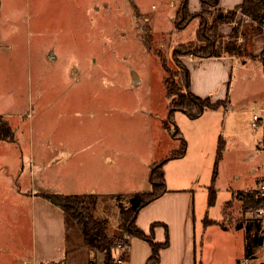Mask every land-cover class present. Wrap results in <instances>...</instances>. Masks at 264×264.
Segmentation results:
<instances>
[{
	"label": "rangeland",
	"instance_id": "374dc122",
	"mask_svg": "<svg viewBox=\"0 0 264 264\" xmlns=\"http://www.w3.org/2000/svg\"><path fill=\"white\" fill-rule=\"evenodd\" d=\"M178 8V0H0V124L14 135L7 139L6 128L0 134V264H33L36 235L47 234H35L33 196L48 200L44 193L81 194L86 187L95 194L111 184L114 191L99 195L110 217L100 219L109 236L124 237L120 208L113 213L111 202H129L118 190H151V164L183 143L185 154L163 164L167 188L195 192L200 229L227 208L232 228H243L247 216L257 220L262 240L255 259L264 260V216L244 209L237 193L254 174L264 175V60L255 69H234L226 82V99L249 110L222 107L191 118L178 109L182 138L175 136L164 127L171 108L164 64L183 87L173 51L197 44L195 20L176 25ZM254 26L252 18L238 26L247 37L237 41L248 49L240 59L255 57ZM67 235L68 264L103 259L69 216Z\"/></svg>",
	"mask_w": 264,
	"mask_h": 264
},
{
	"label": "crops",
	"instance_id": "0c3cea01",
	"mask_svg": "<svg viewBox=\"0 0 264 264\" xmlns=\"http://www.w3.org/2000/svg\"><path fill=\"white\" fill-rule=\"evenodd\" d=\"M243 1L220 0L219 7L226 11L236 8ZM181 2L182 0H178L179 7ZM172 4L174 6L176 5L175 2H172ZM189 8L193 13L200 12L202 10L201 0H189ZM242 14L240 12L233 23L221 25L220 35L228 39L232 38L234 28L243 23ZM194 20L198 30L200 20L195 18L190 23ZM242 37L244 38L245 34L239 32L237 39L241 40ZM250 40L253 42V53L255 54V57L250 60L240 59L238 56L186 57L184 62L190 72V88L192 92L201 97H207L213 94L211 97L214 102L225 99L226 106L224 108L229 112L235 113L249 110V108L246 110L244 107L240 108L236 106L233 98H230V101L226 99L225 87L227 79L230 74L233 75L234 69L248 70L251 66L255 69L259 65H262L263 60H258L257 58L261 56L264 50V33H253ZM262 109L264 110V107ZM238 120L239 118L236 119V121ZM256 172L257 168L254 167L253 173ZM263 176L262 174H254L247 188L244 191H237L243 207L245 203L243 194L248 191V186L254 185ZM236 178H240L238 173L236 174ZM98 187L99 184L97 185ZM84 188L86 190H83L84 192L81 195L94 194L88 192L92 190H88L86 187ZM107 188L114 191L112 190L111 184L104 183L99 188L101 190H96L95 192V195L98 197L95 216L99 218L109 216V211L103 207L105 206L104 203L99 200V195L104 194L103 189ZM118 191H120L117 192L119 193L118 195L126 197V199H129V197L137 192H142L129 189H119ZM106 192L107 194L112 193L109 191ZM65 194L74 193L65 192ZM111 198L113 199L115 196ZM33 202L35 205V234L38 231L41 234L47 232L46 237L44 236L42 239L40 235H36V249L33 254V264H68L69 261L66 260L67 254L65 253L68 244L67 214L60 207L41 197L33 196ZM111 203L114 206L113 213L117 212L118 208H120L119 203L118 205L115 201ZM228 203H225L226 206L228 207L229 205L231 207L232 203ZM37 209L39 219L36 217ZM229 209L223 210L219 217H207L200 229L197 216V203H195V192L191 188H173L172 190L168 189L155 200L141 208L137 216V224L149 233L154 222H161L162 224L155 227V240L158 242H164L166 240L165 225H167L170 242L167 247L161 250V259L158 264H241V259L246 257L247 229H245L246 235L244 239L240 232L244 227L246 228V225L249 224L251 219L248 216L246 217L244 226H242L243 228H232L230 224H227V222L230 223L234 220L233 218L228 219ZM225 215L227 219H225ZM238 233L240 234V237H238L239 240L237 239ZM128 239V248L124 253L121 264H147V260L152 253L150 243L136 236H131ZM237 241L240 247L239 250L236 249ZM258 253L259 246L254 250V257L250 258L251 263H264V260L255 259L258 257ZM90 254H92L91 251ZM92 262L90 260L89 264Z\"/></svg>",
	"mask_w": 264,
	"mask_h": 264
},
{
	"label": "trees",
	"instance_id": "16d2710c",
	"mask_svg": "<svg viewBox=\"0 0 264 264\" xmlns=\"http://www.w3.org/2000/svg\"><path fill=\"white\" fill-rule=\"evenodd\" d=\"M202 10L193 13L189 8V0H182L179 9L175 15V22L178 27L185 28L191 20L198 18L200 20L199 28L196 32L197 44L187 47L179 44L174 48L173 56L177 63L183 68L184 78L183 87L179 86L169 75L171 70L165 65L167 75L165 84L167 86L168 96L171 98V108L168 119L164 122L167 128L175 136H181L182 133L174 120L175 111L183 110L189 117L197 118L205 111L211 109H220L226 106V101H213L211 96L201 97L194 94L190 88V72L186 64L181 60V56L201 57H221V56H244L247 55L248 49L246 43L237 41L240 28H234L232 38H225L220 35V26L227 23H233L236 20L237 12L240 10L243 14L250 16L257 26L253 27L255 33H264V0H244L234 9L224 10L219 7L220 0H201ZM245 37L246 36V33ZM261 59L264 60V50L261 53ZM171 123L175 124L173 128ZM9 132L7 139H14L11 134V126L0 124V134L4 135V130ZM185 142V140H184ZM183 149L173 150L170 155L161 162H155L151 166L149 180L151 190L137 192L129 197L127 206L120 205L121 217L123 220L122 227L125 232L124 237H111L106 233L107 223L105 220L95 216L94 210L97 203L95 194H63V193H44L43 195L51 203L60 207L67 217H72L78 224L85 244L95 253L103 254L101 261H93L91 264H118L114 258L113 250L118 242L129 243V237L136 236L148 241L152 247V253L147 260V264H158L161 259V250L169 245V231L166 227V240L158 242L155 240V227L162 224L154 222L149 233L144 231L137 224V216L141 208L155 200L161 194L166 192L167 183L163 172V164L169 159L180 157L185 154L186 143H183ZM225 148V141L220 143V152ZM215 189H212L210 202H215ZM245 200L244 209L258 211L264 208V198L260 197L256 190L247 191L243 194ZM251 221L246 225L247 244L246 257L253 258L254 250L259 246L262 238L260 227L257 220L250 217ZM246 220V219H245Z\"/></svg>",
	"mask_w": 264,
	"mask_h": 264
},
{
	"label": "built area",
	"instance_id": "2783aa9c",
	"mask_svg": "<svg viewBox=\"0 0 264 264\" xmlns=\"http://www.w3.org/2000/svg\"><path fill=\"white\" fill-rule=\"evenodd\" d=\"M242 15H243V20L249 19V18L251 19V17L246 15V14H242ZM146 19H147V17H146ZM254 119L256 121H258L260 118L256 114L254 116ZM262 148H264V144L262 145ZM247 190L248 191L256 190L258 195L260 197L264 198V176L259 178L254 185H249ZM258 214L261 216H264V208L258 210ZM127 246H128L127 244H124L122 242H118L116 247L114 248L113 255H114V258L118 264H121L123 262L124 253L127 251V248H128ZM244 264H264V263H251L250 259L244 258Z\"/></svg>",
	"mask_w": 264,
	"mask_h": 264
},
{
	"label": "water",
	"instance_id": "95a60500",
	"mask_svg": "<svg viewBox=\"0 0 264 264\" xmlns=\"http://www.w3.org/2000/svg\"><path fill=\"white\" fill-rule=\"evenodd\" d=\"M0 39H1V34H0ZM51 55L53 56V52L51 53ZM134 81H139L138 75L136 72H134Z\"/></svg>",
	"mask_w": 264,
	"mask_h": 264
}]
</instances>
